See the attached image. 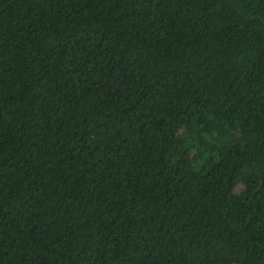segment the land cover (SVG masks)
I'll return each instance as SVG.
<instances>
[{"label":"trees","instance_id":"trees-1","mask_svg":"<svg viewBox=\"0 0 264 264\" xmlns=\"http://www.w3.org/2000/svg\"><path fill=\"white\" fill-rule=\"evenodd\" d=\"M0 264H264V0H0Z\"/></svg>","mask_w":264,"mask_h":264},{"label":"rangeland","instance_id":"rangeland-1","mask_svg":"<svg viewBox=\"0 0 264 264\" xmlns=\"http://www.w3.org/2000/svg\"><path fill=\"white\" fill-rule=\"evenodd\" d=\"M181 247L180 246H173L171 248H169L168 252L169 254H178L181 252Z\"/></svg>","mask_w":264,"mask_h":264}]
</instances>
